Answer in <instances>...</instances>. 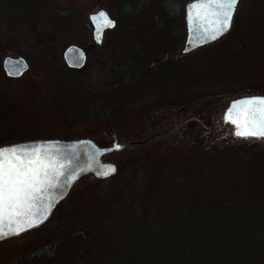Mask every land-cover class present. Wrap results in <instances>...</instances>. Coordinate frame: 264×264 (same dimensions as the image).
Returning a JSON list of instances; mask_svg holds the SVG:
<instances>
[{
	"label": "rangeland",
	"instance_id": "obj_1",
	"mask_svg": "<svg viewBox=\"0 0 264 264\" xmlns=\"http://www.w3.org/2000/svg\"><path fill=\"white\" fill-rule=\"evenodd\" d=\"M182 1L0 0V99L11 106H0V137L87 138L91 136L85 132L105 124L114 138L113 130L139 134L141 116H149L151 123L156 117L151 109L159 105L201 92L264 86V0L242 1L235 15L239 29L226 43L230 57L218 62L205 51L181 53L186 34L179 27L186 28L184 7L189 0ZM100 6L118 24L94 48L87 67L72 69L62 52L68 43L82 37L80 30L73 33L76 25ZM170 14L181 17H167ZM255 14L258 22L251 21ZM12 51L30 61L22 77L8 76L3 69L2 58ZM127 69H134L142 78L131 92L120 88L116 92L112 88L124 81ZM139 77L131 75L135 80ZM74 83L108 92L102 94L105 104L115 103L120 97L116 94L122 92L130 101L122 107L116 105L106 117L81 120L76 111L88 101L82 99L83 93L64 92L71 91L68 87ZM45 93H52L55 99L53 108L43 111ZM15 103L21 106L13 107ZM4 112L9 113L2 116ZM252 145L257 147L218 151L230 156L227 159L247 161L236 165L242 169L239 173L234 169L235 174L204 169L195 161L202 155L158 143L129 149L124 153L129 160L125 163L134 156L136 174L118 172L117 166V175L111 180L74 184L51 220L0 240V264H31L37 249H44V256L35 264H202L214 261L215 256L219 257L216 264H264V144ZM250 166L256 189L250 197L258 202L253 203L256 212H247L243 201L247 179L241 171H249ZM118 191L123 197L116 199ZM148 193L155 197L153 201L146 197ZM114 199L123 200L118 208L121 212L102 219L100 215L109 211ZM147 240L157 249L145 246ZM174 246L177 249L166 254ZM142 250L147 256L138 252Z\"/></svg>",
	"mask_w": 264,
	"mask_h": 264
},
{
	"label": "trees",
	"instance_id": "obj_2",
	"mask_svg": "<svg viewBox=\"0 0 264 264\" xmlns=\"http://www.w3.org/2000/svg\"><path fill=\"white\" fill-rule=\"evenodd\" d=\"M180 1L183 3L182 0H180ZM242 1L243 0H240V3L238 5L239 7H240ZM63 12H65V11H61V14H60L62 17L66 16V14ZM56 15H59V12H57ZM129 16H131L132 18L134 17L133 13L129 14ZM169 16L175 17V18L181 17L180 15H171V14L168 15L167 17H169ZM257 19H258V17L255 14L252 17L251 21L254 22ZM235 20L236 21L234 22L233 26H231L232 27L231 30L229 32H227V34L220 37V39H218V40L216 39V41L211 43V44H207V45L201 46L199 48H196L194 51H192V53L193 52L196 53V51L197 52L198 51L199 52L205 51L206 55L210 54V56H212V58L214 59L215 62H218L217 59L221 60V61L227 60L230 57V56H227V54L230 53L229 50L231 48H229V46L227 47L226 43L232 38L234 30L236 31L239 29V27H238L239 24L237 22L239 20V18L238 19L235 18ZM83 22L85 23L84 20H83ZM257 22H258V20H257ZM84 23H80L79 25L78 24L76 25L75 31L73 33L76 34L77 31L79 32V30H80L81 34H82V37H79L76 40H81L80 38H82V40H83L85 38V35H86L85 33H87V31L85 32L86 26ZM179 28L181 29V31L184 32V34H186V30L184 29L183 25L180 26ZM183 32L181 33V35L183 34ZM72 36H75V35L72 34ZM230 41H232V40H230ZM11 54H18V53H14L12 51ZM223 55H225V56H223ZM132 71L133 70L127 69L126 72H128V74L124 75L125 76L123 78L124 81H122L120 83H116L115 87L113 86L114 88H112V89L113 90L116 89L115 90L116 92H117V89H119V88L122 90H126V91L128 90V92H131V89H132L131 87L132 86L136 87L138 85V82H140V80L142 78V75L140 76V73H138L137 71H134L132 73ZM132 74H133V76L136 74V76H138V77L140 76V77L136 80L132 79L131 78ZM143 77H145V76L143 75ZM147 80L148 79L146 77V81ZM255 85H258V84H255ZM68 88H70L71 91H69L68 89H65L64 92L66 94L73 93V91H75V93H77V92L83 93L82 99L84 100V102L88 101V103H89L85 107L79 106L78 110L76 111V117H78L81 120H85L86 118L90 119V118H95V117H99V118L106 117L107 115H110L112 113V110L115 108L116 105L118 107H122V104L128 100L127 99V93L125 94V92H122V93L116 94L117 96H120V97L117 98V101L115 103L107 102L105 104V101H104L105 99H104V97H102L103 96L102 94L108 93V92H103V91H101V89L88 88L84 84H75L74 86L72 85L71 87L69 86ZM252 94H260V95L264 94V86H250V87L249 86H245V87L240 86V88H239V86H237L235 88L230 87L226 90H222V91L216 92V93L212 92V91L201 92V93H198L196 96L192 95V97H190V98L184 97L182 99H178L175 102H170V103L165 104V105H159V106L151 109L153 111L152 116H153V114L156 113V117L154 118L153 121H151V123H148L150 121L149 116H144V117L141 116V119H140L141 123L138 124L140 126V127H138L139 134H132L130 132L131 130H127L128 133H126L124 135V134H121V131L113 130V132L116 133L119 141L124 140L127 142L128 141H131V142L126 144L125 147H123L120 150H113L111 152L105 153L103 155V158L105 160H108V161H113L115 163L117 162V166L119 167L118 172L124 171V172L128 173L129 176L134 175V174H136V172L138 170L136 167L135 161H134L135 160L134 156L131 155L133 159H131V161L126 164L125 162H127L128 157L126 154L124 155L125 151H129V149H136L139 147L149 148V145L151 146V144L158 143V144H161L162 146H165L166 148L170 147V148L179 149V150H181L185 153H188V154L191 153V154L202 155V159H196L195 161L204 169L210 170L212 172H213V170H215L214 172H217V173L223 172V171H225L227 173V171H228V174H230V173L235 174L234 171L238 170L237 172L239 173V169H242V168H241V166L237 167L236 165H238V163H240L242 165L243 162H247V161H245L244 159H233V160L227 159L230 156H228L227 154H224V153H220L218 151H221V152L222 151H228V150H231L230 148H232L233 150L238 149L239 151L247 150L248 148H251V147H257L256 145H252V144H256V142H258V143L261 142V144H264V138H244V137L236 136L234 134V130H232L233 125L230 122H228V123L225 122L223 114L225 111L224 109H226V107L229 105V103L232 99H235V98L240 97V96L252 95ZM44 96H45L44 98L46 101L43 102V104L41 105L42 106L41 109L43 111L50 110L49 107L53 108L52 103L54 102L55 97L52 95V93H49V94L45 93ZM82 99H81V101H82ZM48 101H50V104L47 103ZM128 101H130V98ZM131 101H132V99H131ZM1 104L7 105V103L5 101H3V99L2 100L0 99V106H1ZM7 106L11 107L9 105H7ZM18 106L20 107L21 104L20 103L13 104V107H18ZM151 110H149V111H151ZM54 111H56V110H54ZM8 113L9 112H4V113H2V116H6ZM57 113L59 115H61V113H59V112H57ZM143 113H145V112H143ZM138 115H140V114H138ZM116 124H118V123H116ZM107 125L105 124L101 127L94 128L93 130H88L84 134L91 136L93 139H95L101 145H105V144L108 145L109 143H112V141L114 140V136H113V133L109 132L110 131V130H108L109 126H107ZM146 134H147V136H146ZM148 135H152L151 138ZM29 137H27L25 139H29ZM22 139H24V138L13 137V136L12 137L2 136V137H0V145L10 143V142H14L16 140H22ZM240 142L243 143V145H239L238 143H240ZM125 159H127V160H125ZM225 162H226L227 166L224 167ZM246 167H247V165H246ZM246 167H243V169ZM252 171H253L252 166H250L249 171H243V170L241 171L242 175L247 179V181H245L246 183L244 185V191H245L244 193L246 194V197L245 198L243 197L245 207H247V209H246L247 212L253 211L254 209L256 212V207L254 206L253 203H258L255 199H252L250 197V194H253V192H251V191L256 190V189L254 190L255 184L253 182L252 176H250ZM178 172L179 171H176V174ZM114 175L115 174L108 176V177H103V178L99 177L98 178V176H96L94 173L89 172V173L82 175L80 178H78V180L75 182V185H78V186L85 185L87 183V181H89V180H96L99 182L100 181H107L109 179L111 180L117 174L115 176ZM122 182H123V180H120V184ZM246 185L248 187L245 188ZM74 187H72V188H74ZM240 187H243V185H240ZM152 191H154V190L152 189ZM70 192H72V191L70 190ZM153 193H156V191H154ZM119 194L121 195L120 191H118L116 193V195H115L116 199L120 197ZM121 197H123V196H121ZM146 197H148L151 201H153L155 199V197L152 199L151 193H148ZM66 199H68V197ZM124 199L125 198H123V200ZM123 200L118 199L115 201V199H114L113 202L110 203L109 209L107 208L109 211L107 210L108 211L107 213L100 215L101 218L104 219L103 217L111 215L117 211L121 212V210H118V208L122 204ZM57 207L59 208V205H57L55 207V209L52 211V214L49 217L50 220L54 217V214L56 213L55 211H57ZM124 211H126V210H124ZM164 218L169 222H173V223L175 222L173 219L171 220L168 217H164ZM179 227H182V224H180ZM173 231H171V232H173ZM180 239H181V237L179 238V240ZM179 240H178L179 243H177L178 245L180 244ZM150 243H151V240L145 241V246L147 245L148 247H150L154 251V249L156 247L153 245H156V244H150ZM257 245L260 248H262L261 246L263 244L259 243ZM160 246H161V244H157V247H160ZM48 247H47V249H48ZM136 248H137L136 246H135V248L133 247V249H136ZM141 248H143V246ZM162 248L164 250L165 246ZM176 249L177 248L175 246L173 248L170 247L167 250L168 252H166V254H171ZM37 250H36V252L32 253V256H31V257H33L32 259L34 261L35 260L36 261L35 262L32 261L31 264L38 263V259L40 260L41 257L44 256L43 254H41L44 252V249H41V251H40V249H39V251H37ZM138 252L142 256H147V255H145L146 253L143 250L138 251ZM150 253H151V251L149 250V254ZM29 255H31V254H29ZM27 258H28V256H27ZM206 258H204V259H206ZM218 258H219L218 256H215L213 258V259H215L214 261L210 260L209 262H207V263L205 262L202 264H216L215 262ZM262 261L263 260L261 258V262ZM254 263H256V262H254ZM254 263H252V264H254ZM7 264H13V261H11Z\"/></svg>",
	"mask_w": 264,
	"mask_h": 264
},
{
	"label": "snow or ice",
	"instance_id": "obj_3",
	"mask_svg": "<svg viewBox=\"0 0 264 264\" xmlns=\"http://www.w3.org/2000/svg\"><path fill=\"white\" fill-rule=\"evenodd\" d=\"M238 2L198 0L192 5L193 11L210 9L203 14L197 12L198 19L210 17L202 33L213 40L222 35L230 27ZM92 20L99 21L98 31L114 26L104 12ZM225 122L236 126L238 137L264 138V98L234 102L225 115ZM64 169L65 165L45 152L42 145L0 148V239L19 235L47 219L61 187L58 177L65 175ZM113 171L109 168L103 175ZM17 217H26V220L21 222Z\"/></svg>",
	"mask_w": 264,
	"mask_h": 264
},
{
	"label": "water",
	"instance_id": "obj_4",
	"mask_svg": "<svg viewBox=\"0 0 264 264\" xmlns=\"http://www.w3.org/2000/svg\"><path fill=\"white\" fill-rule=\"evenodd\" d=\"M197 2L198 0L188 1L186 3V6L184 7L185 8L184 19L186 22L185 29L187 33H186V38L184 39L185 40L184 45L182 49H180L182 53H188L195 50L196 48L210 44L216 41V39L218 40L220 39V37L227 34V32L231 30L232 28L231 26H233L240 0L233 13L230 27L222 35H219L214 40L209 39L207 34H204L201 31L203 27L207 26L206 20L209 19L210 17H205L204 19L197 18V12L203 14V12L210 11V9L208 10L197 9L196 11H193L191 6L197 4ZM100 12L106 13L108 18L114 22V26L103 28L101 31H98L99 21L94 22L92 20V17L98 16ZM89 19L93 24L92 34L94 41L98 44L103 43L105 37L104 32L109 28L116 27L118 24L117 18L112 16L111 12L105 6H101L97 10L92 11L89 14ZM86 54L87 52L82 45H79V43L76 42H72L65 46L62 56L67 66L71 68L82 69L87 63ZM2 59H3V69L5 70L6 74L11 77H20V76L22 77V75L30 68V61L23 54H18V55L7 54ZM251 98H264V94L244 95L232 99L229 105L226 107V109H224L225 110L223 114L224 119L226 113L228 112L229 108L232 106L234 102L247 100ZM232 125H233L232 130H234V134H235L237 129L234 124ZM129 142L131 141L123 143L119 141L117 137H115L113 143L107 146V145L99 144L96 140H94L91 137H87V138L76 137V138H66V139L61 137H56V138L48 137V138H32V139L14 141L0 145V148H8L12 146L42 145L44 146L45 152L53 154L54 158L59 163H63L65 165V169H64L65 175L58 177V181L61 187L58 190V195H56L55 197V202L53 203L52 207L49 210L47 219L43 221L44 223L51 216L52 211L54 210L56 205L60 202V200H62L67 196L72 186L82 175L91 172L94 173L96 176H98V178L99 177L103 178L116 173L117 165L112 161L104 160L103 155L113 150L122 149ZM116 145H119V148H117ZM109 168L114 169V171L106 176L103 175V173ZM17 220L24 222L26 220V217H17ZM12 226L15 227L16 225L13 224ZM9 236H14V235H9Z\"/></svg>",
	"mask_w": 264,
	"mask_h": 264
},
{
	"label": "flooded vegetation",
	"instance_id": "obj_5",
	"mask_svg": "<svg viewBox=\"0 0 264 264\" xmlns=\"http://www.w3.org/2000/svg\"><path fill=\"white\" fill-rule=\"evenodd\" d=\"M101 7V6H100ZM99 7V8H100ZM98 9V8H97ZM95 9V10H97ZM94 11V10H93ZM92 12V11H91ZM89 14L90 12L88 13V15L86 16V20H85V26H86V29H85V32L87 31V33H85V38L83 40H76L74 39L72 42H76V43H79V45H82L86 52H87V63L85 64V66L82 68V69H78V68H72V69H76V70H83L85 67L88 66V64L90 63L91 61V58L93 56V50L94 48L98 47L99 45L101 44H98L94 41V38H93V24L91 23L90 19H89ZM113 16V15H112ZM118 20V19H117ZM114 28H109L107 29L104 33H105V37L104 39L106 38L107 35H109V33H111L113 31ZM70 42V43H72ZM104 42V41H103ZM69 44V43H68ZM63 53V52H62ZM71 68V67H70ZM134 72V69L132 71V73Z\"/></svg>",
	"mask_w": 264,
	"mask_h": 264
},
{
	"label": "bare ground",
	"instance_id": "obj_6",
	"mask_svg": "<svg viewBox=\"0 0 264 264\" xmlns=\"http://www.w3.org/2000/svg\"><path fill=\"white\" fill-rule=\"evenodd\" d=\"M187 3V2H186Z\"/></svg>",
	"mask_w": 264,
	"mask_h": 264
}]
</instances>
